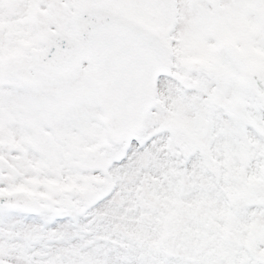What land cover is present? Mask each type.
Masks as SVG:
<instances>
[{"label":"snow or ice","instance_id":"snow-or-ice-1","mask_svg":"<svg viewBox=\"0 0 264 264\" xmlns=\"http://www.w3.org/2000/svg\"><path fill=\"white\" fill-rule=\"evenodd\" d=\"M0 264H264V0H0Z\"/></svg>","mask_w":264,"mask_h":264}]
</instances>
